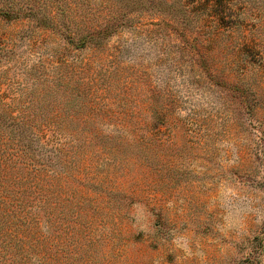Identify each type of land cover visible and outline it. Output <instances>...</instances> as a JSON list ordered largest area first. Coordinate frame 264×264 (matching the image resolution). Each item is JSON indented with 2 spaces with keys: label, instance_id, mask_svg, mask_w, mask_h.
Wrapping results in <instances>:
<instances>
[{
  "label": "rangeland",
  "instance_id": "rangeland-1",
  "mask_svg": "<svg viewBox=\"0 0 264 264\" xmlns=\"http://www.w3.org/2000/svg\"><path fill=\"white\" fill-rule=\"evenodd\" d=\"M0 264H264V0H0Z\"/></svg>",
  "mask_w": 264,
  "mask_h": 264
}]
</instances>
